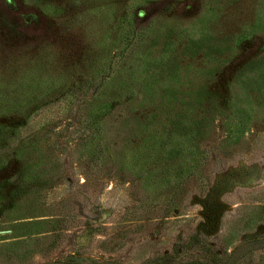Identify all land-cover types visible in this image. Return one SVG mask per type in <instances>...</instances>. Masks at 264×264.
Masks as SVG:
<instances>
[{"label": "rangeland", "instance_id": "rangeland-1", "mask_svg": "<svg viewBox=\"0 0 264 264\" xmlns=\"http://www.w3.org/2000/svg\"><path fill=\"white\" fill-rule=\"evenodd\" d=\"M190 234L264 264V0H0V264Z\"/></svg>", "mask_w": 264, "mask_h": 264}, {"label": "trees", "instance_id": "trees-1", "mask_svg": "<svg viewBox=\"0 0 264 264\" xmlns=\"http://www.w3.org/2000/svg\"><path fill=\"white\" fill-rule=\"evenodd\" d=\"M236 134H237V130H234V135ZM229 135L233 136V133ZM177 245L179 246L177 247V250L181 248V251L183 250L187 251L189 248L192 247L196 248L199 252L191 256H193L194 261H196L198 264H219L221 261L216 254V249L208 246V244L204 243L203 240L196 234L183 236L181 240L177 241L175 246ZM181 251L178 250L176 255H180ZM184 255H187V253L181 255L179 259H182ZM170 257L171 256L166 258H170ZM164 259L165 258H160V259L156 258L155 261L160 264H163ZM177 262L167 263V264H174Z\"/></svg>", "mask_w": 264, "mask_h": 264}, {"label": "water", "instance_id": "water-1", "mask_svg": "<svg viewBox=\"0 0 264 264\" xmlns=\"http://www.w3.org/2000/svg\"><path fill=\"white\" fill-rule=\"evenodd\" d=\"M229 262H225V263H223V264H228Z\"/></svg>", "mask_w": 264, "mask_h": 264}]
</instances>
